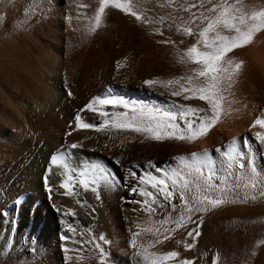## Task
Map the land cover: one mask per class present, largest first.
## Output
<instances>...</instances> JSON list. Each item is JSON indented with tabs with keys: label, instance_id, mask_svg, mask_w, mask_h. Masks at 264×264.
<instances>
[{
	"label": "bare ground",
	"instance_id": "6f19581e",
	"mask_svg": "<svg viewBox=\"0 0 264 264\" xmlns=\"http://www.w3.org/2000/svg\"><path fill=\"white\" fill-rule=\"evenodd\" d=\"M43 1L0 0V258L11 253V259L19 256L26 263L43 259L40 254L23 256L24 251L19 252L25 249L28 231H36L31 224L25 225L27 227L20 225L30 213L32 219L40 223L37 234L48 246L62 247L65 264H110L117 249L134 255L124 257L131 264H153L170 251L179 255L163 264H182L184 260L193 264H249L235 258V244L228 242L230 235H226L229 228L226 225L238 212L223 207L224 202L227 203L225 197L212 196V190L207 191L203 182L198 185L194 177L188 176L190 185L184 195L189 203L185 206L180 201L179 188L175 199L169 202L156 194L150 185L138 184V178L144 173L162 178L147 165L145 159L149 156L165 169L178 168L177 162L169 161L171 155L205 151L212 155L213 146L221 145L223 150L226 144L235 141L238 151L246 159V169L253 173L251 177L262 184L264 166L260 160L263 157H255V165L251 164L255 160L250 159L255 154L264 153V142L251 136L256 128L264 131V123L256 124L255 114L259 111L254 104V107L244 109L243 101L239 100L241 94L238 95L239 86L246 82L264 91L261 36H256L248 48L226 55L225 61L233 62L231 67L242 62L241 69L236 72L240 85L236 86L234 80L230 83L228 74H225L221 92L223 111L207 135L192 142L157 141L148 138L147 134L119 129L116 125L121 121L112 117L108 118L109 124L99 129L77 128L75 116L94 97L108 90L130 101L162 106L160 94L174 85L150 88L144 81L176 80L180 77L178 72L190 76L196 65L186 61L184 53L197 44L199 32L220 12L207 15L208 0H120L131 6L129 13L109 3L97 27L95 17L101 0L83 1L82 10L77 9L75 0H59L61 5L65 3L69 8L62 10V7L61 11L57 8L59 12L53 14L57 26L54 31L45 33L50 45L45 49L34 35L47 27L48 12L41 14L42 17L38 14L42 21L31 20L38 4ZM195 2H200L198 7ZM226 2L222 3L223 7ZM263 2L252 0L260 6ZM243 5L226 7L227 14L237 18L244 16L249 8ZM250 10L246 18L253 14ZM253 10L258 13L255 7ZM131 11L140 15L141 20H136ZM235 22L238 24L239 19ZM245 22L251 23L250 18ZM115 28L130 29L129 36L122 40V32H117L114 38H120L119 46L113 43ZM185 29H190L193 35H187ZM217 30L221 35H236L222 26ZM208 35L211 38L215 32ZM127 41L131 43L127 45ZM200 45L197 44L199 48ZM165 57L168 58L166 63L163 61ZM223 66L231 72L228 64ZM196 84L204 86L205 79L199 77ZM186 105L204 108L211 114L207 103L197 98L187 100ZM105 110L124 111L110 106ZM80 114L85 122L102 123L92 111ZM73 143L77 144L76 149L70 147ZM60 150H66L63 163L51 165V156ZM217 156L227 162L221 152ZM93 165L103 168L111 183H90L88 189L81 186V179H91L88 173ZM130 170L137 176L133 177ZM69 176L76 187L71 194H66L60 185L67 182ZM168 185L171 188V180ZM134 186L137 187L135 193L131 191ZM141 187L155 194L154 203H143L148 198L139 194ZM23 192H28V197L19 198ZM204 195L221 199L222 203L216 207L207 205V211L189 213L188 207H199L198 200ZM257 213L264 214L262 211ZM177 222L185 226L178 228ZM192 229L199 232L198 237L195 233V238L188 236ZM185 245L191 247L186 249ZM0 264L9 262L0 261Z\"/></svg>",
	"mask_w": 264,
	"mask_h": 264
},
{
	"label": "snow or ice",
	"instance_id": "6c2138e0",
	"mask_svg": "<svg viewBox=\"0 0 264 264\" xmlns=\"http://www.w3.org/2000/svg\"><path fill=\"white\" fill-rule=\"evenodd\" d=\"M111 3L112 7L121 10L122 12L129 13L130 5L127 3H122L120 0H101L100 7L96 13V25L97 27L101 24V16L105 12L106 6ZM215 9H212L214 11ZM227 8L220 12V14L215 18L209 20L206 27H204L199 32L200 39L197 44H202L205 50H200L197 44H193L184 53V58L186 61H190L199 68L194 69V76H189L187 78L189 85H193L189 88H185L183 84H180L179 80H167L159 81L149 79L144 81L145 85L152 88L157 85L161 87H169L171 85L180 84V90L172 92L174 96H180L184 93H191V95H184L185 100L192 98H197L201 101H205L210 110V115L206 112L204 108H198L194 106H184L174 103H169L167 107L151 105L147 103H140L135 101L127 100L123 97L115 96L112 94L111 90L106 91L103 95H98L94 97L85 107L79 110L78 114L75 116L77 121V128H97L103 127L110 123L109 117L113 119H119L121 123L117 124L116 127L122 130H132L137 133L147 134L148 138L163 141L166 139H176L181 141H195L196 139L207 135L212 127L215 126L220 118L223 111V100L224 97L220 95L223 91L222 82L224 80L225 74H228V79L230 80L232 75L238 72L242 67L241 63H235L234 67L231 60L225 61L226 55L233 49L238 47H243L251 42L253 34L264 29V11L258 13H253L250 17L251 23H246V17H235L229 16ZM130 14L136 18V20H141V16L135 11H131ZM207 19V18H206ZM239 19L237 24L235 21ZM223 27L229 31L235 32L236 35L226 36L221 35L217 30ZM187 35H193L190 29H185ZM215 32V35L211 38L208 33ZM228 64L231 67V72L229 69L225 68L223 65ZM203 77L205 79V85L199 86L194 84L195 78ZM69 95L71 93L69 92ZM99 106V107H97ZM112 109L123 108V112L112 111L109 112L105 110L107 107ZM92 111L102 119L100 125H93L91 123L82 120L80 112ZM264 121L257 120L256 124H262ZM72 149L77 148V144L73 143L70 146ZM217 152L227 158V169L231 170L234 162L238 159L241 161L240 168L244 167L243 164V153L239 152L235 146V141L232 144H226L223 148L217 149ZM66 155V150H60L57 154H53L50 158V164L53 166H59L63 163L64 157ZM179 161V168L171 167L169 169H161L158 166L151 164L157 172L161 174L162 178H158L152 173H144L138 178V184H148L153 189H155L156 194H159L166 201H173L175 199V192L177 188L180 189V201L185 206H188V200L184 195V190L189 188L190 181L186 178L192 176L199 185L203 182V186L207 191L217 189L218 186L214 182V177L217 174L219 168L220 171L224 170V166L218 165L217 162L210 155L209 151L202 153H192L190 157L178 156L174 158ZM67 168V165L64 164ZM140 167V166H134ZM207 170V174H205ZM255 171V168L252 169ZM130 174L133 177L137 176L135 171L130 170ZM80 175H85V173H80ZM88 175L91 179H81L79 184L85 189H88L90 183H97L103 181L105 184L111 183L109 175L104 172L103 168L97 165H93L90 169ZM227 178V177H226ZM225 178V179H226ZM171 180V188L168 185V181ZM71 176L68 177L67 182H62L61 187L65 189L66 194H71L74 191L76 184ZM182 181V183H180ZM225 181L222 180L221 183ZM132 192L137 191V187L134 186L131 189ZM139 194L147 197L143 203L148 205L149 203H154L156 201V196L153 192L146 191L144 188H140ZM222 203L221 199L211 198L210 195H204L198 200L199 207L192 208L188 207L189 213L191 212H203L207 211V205L216 207ZM175 207V205H173ZM191 219V217H189ZM183 220V216L181 217ZM194 222V221H193ZM185 226L184 224L177 222V227ZM199 224L197 225V228ZM199 236V232L196 229H192L188 232L189 237ZM195 238V237H193ZM133 246H135V241L133 240ZM186 249L190 248L191 245H185ZM179 254L175 251L168 252L165 256H161L158 260L153 261V264H163L164 261H168L171 258H176ZM182 264H193L192 261L184 260Z\"/></svg>",
	"mask_w": 264,
	"mask_h": 264
},
{
	"label": "rangeland",
	"instance_id": "374dc122",
	"mask_svg": "<svg viewBox=\"0 0 264 264\" xmlns=\"http://www.w3.org/2000/svg\"><path fill=\"white\" fill-rule=\"evenodd\" d=\"M83 1H85V0H75V4L77 3L76 7H77L78 10H82L80 8V5L82 4ZM208 2L209 3L206 4V8H205V11H206L207 15H211L213 12H214V14L215 13L218 14V12H221V10L222 9L224 10L226 7L230 8L231 6H233L232 8H237L238 6L243 5V4L244 5L246 4L248 6V8H249L248 10L251 9L250 7H252V9H253V7H255L258 10V12H259L260 8H262L260 11H264V6H263L264 4L262 5V3H260L261 4V6H260L259 3L258 4L257 3H255V4L252 3V0L251 1H248V0H232V1H230V0H222V1H220V0H218V1L217 0H208ZM225 2L227 3L226 7H223L222 3H225ZM247 2H249V3H247ZM57 3H58V5H57ZM228 3H229V5H228ZM40 4H38V6L36 8L37 10L35 9V11H36V15H34L35 18L34 17H33V19L31 18V20H32V22H36V21L38 22L40 20L42 21V19L40 18V17H42L41 14H44V13L48 12V14L46 16L47 21H48L47 27H45L44 29L38 30V32H36L35 35H34L36 37V39L38 38L37 42L40 43L42 46L44 45L45 46L44 48L46 49L50 45L47 43V38L45 36V33L49 32V31H54L56 26H57L56 25L57 23H56V20L54 19V15L53 14L58 13L59 11H61L60 8H62V7H63L62 10H65V9L67 10L69 7H66L65 3H64V5H61L59 0H57V1L56 0H54V1L53 0H44ZM75 4H74V6H75ZM199 4H200V2L199 3L195 2L194 5H195V7H198ZM258 5L260 6L259 9L257 8ZM8 8H10V7H8ZM57 8L59 9V11H57L58 10ZM212 9H215V10L212 11ZM252 9L250 10V14L252 12L254 13V11H255V10L252 11ZM248 10H247L248 14L247 13L246 14L249 16ZM38 14L40 15V17H39ZM214 14H212V15H214ZM246 14L244 13L243 17H245ZM51 16L53 17L54 20L52 19ZM49 17L51 19H49ZM113 32L115 34L113 36V40H114L113 43H114V46H115L117 43L120 44V41L122 39H126L127 36H129L130 29L129 28L128 29L123 28V29L120 30L119 28H115V30L113 29ZM117 32H119V33L122 32L121 33L122 34L121 37L122 36L123 37L121 38V40L118 37L114 38V37L117 36ZM258 35L261 36V40L263 41V45H264V29H260V30L256 31L253 34V36H252L251 42H253L254 38L256 36H258ZM127 42H128L127 45L129 43H131V41L130 42L127 41ZM251 42L248 43L247 45L243 46V47H238V48L233 49L232 52L248 48L250 46V44H252ZM188 43L190 45V41ZM188 43L186 45H188ZM186 45H184V46H186ZM116 46H119V45L117 44ZM200 46H201L200 48H199V46H197V47L201 50L203 45H200ZM181 47H183V45ZM203 50H204V48H202V51ZM166 58L167 57H165L164 60H163V61H165V63L167 62V59H168V58L167 59ZM195 65H194V67H195ZM198 67L199 66L196 65V68H194V69H197ZM178 73H179L178 75L180 77H177V78L180 81V84H183L185 88H189V87L193 86V85H189V83H188V80H187V78L189 77L188 75L182 74L181 72H178ZM234 75H236V76H234ZM234 75L233 76L236 79L232 76L230 80L228 79V81H230V83H232L233 80H234V83L236 84V86H239L240 84H239V82L237 80L238 79L237 74L235 73ZM190 76H194V71H193V73ZM177 78H176V80H177ZM198 78H195L194 84H196V81L198 80ZM180 84H176L171 89H169L170 91L166 90V92L164 91L162 94H160L161 97L163 98L162 99V107H167L169 103H174V104L188 106V105H186L187 100L184 99V95H189L190 93H184V94L180 95L181 97L172 95V92L180 90ZM239 88L240 89H239V94L238 95L241 94L240 97H239V100L241 102L243 101V104H244V105H242V107L245 109L246 107L253 106V104H254V106L259 111V113L256 112L255 117L258 120L264 121V118H263L264 117L263 116L264 115V93H263L264 91H261L258 88L257 89L254 88L253 85H251V84H249L247 82H246V84L244 83L242 86L240 85ZM259 91H261V92H259ZM220 95L222 96L221 93H220ZM261 115H262V117H261ZM256 131H255V133L252 132L251 136H253V138L256 136L255 138L258 141L264 142V131H263V129L261 130V128L260 129L256 128ZM259 131H260V135L258 134ZM227 139H230V138L228 137ZM224 143L226 144L227 142L224 141ZM221 147H222L221 145H218L217 147L213 146L211 148L212 149L211 150V154L213 156V159L217 162L218 165L224 166V170L223 171H220L219 168H218L217 174L214 177L215 178L214 179L215 182H217V184H218V188L212 190V193H213L212 196L215 195L214 197H218V198L220 197V198H223V199L226 198V200H227L226 202L227 203L224 202L223 207H225V209L228 208L229 210H233L235 212H238L237 216L234 217L233 219H230V223H227V225H226L227 228L229 227L228 228V232H227L226 235H227V237L230 235L229 238H228V242L231 243V241H232L235 244V247H236L235 258L240 259V260H242V259L246 260V261L249 262V264H264V214L263 213L262 214H258L257 213V211L264 212V183H263L264 181L260 185L259 183H256V180L254 179V177L253 178L251 177L253 175V173L250 174V172H248V170L246 169V159H245V157L243 158V161H242L243 164H244L243 168H240L239 163H241V161L239 160L238 163L235 164V165L233 164L234 167H232L231 170L228 171V169L226 167L227 162L222 160V159H220L217 156L219 152H217L216 150L218 148L220 149ZM221 150H222V148H221ZM191 154H192V152L190 153V155L189 154L188 155L187 154H185V155H181V154L171 155L169 161L171 163H176L177 162L176 165L179 168V161H175L174 158H176V157H178L180 155L181 156H186L187 155V157H189V156H191ZM214 155H215L216 158H214ZM258 155L263 157V160L261 159L260 161L263 164V165L261 164V166H264V153L255 154V156L250 159L252 161L255 160L253 162L250 161V162H252L251 164L255 165L257 163L256 162V158H257ZM145 161H146L148 166H150V163H151V164H154V165L158 166L161 169H165L164 165H160L158 162L153 161V158H151L150 156L147 157L145 159ZM234 168H236V169L238 168V169L235 170ZM238 170H239V172H237ZM222 180H224L225 182L221 183ZM220 190H221V192H220ZM222 195H223V197H222ZM20 196L21 197H28V192H23V195H19V198H20ZM19 213L20 212H18L17 214H19ZM238 214H239L240 217L238 216ZM30 224L33 225V228H36V231L34 229L33 230L31 229V231H28V233L26 234V242L24 244L25 249L23 248L22 251L19 250V252H20V254H22V252L24 251L23 254H22L23 256H27L26 254H28V256H34L35 253L36 254H40L42 257L44 256L43 259L41 261L39 260L38 262L37 261H35V262L34 261H28V263H26L27 261H24V260L20 259L19 256L16 257L18 260L16 258L15 259L14 258L11 259V257H10L11 253H8L2 259L0 258V261L6 262V260H7L9 262V264H29V263L30 264H35V263L36 264H40V263L41 264H62V262H63V264H65V260H64L65 258H64V256H62V255H64L63 252H62V247L58 246V245H56V246H53V245L48 246V244L45 242L44 238L40 237L37 234V230L41 229L40 223L34 221L32 219V217H31L30 213H28V215L25 217V222L24 223L22 222L20 225L22 227H27ZM25 225H27V226H25ZM229 233H231V234H229ZM48 247H49V249H48ZM118 250L119 249H117L115 251V256H113V261L110 264H112V263L113 264H131V262L125 260L124 257L127 256L129 258H132L134 255L131 254V252L128 253V251L124 252V251H122L120 249L119 252H118ZM123 252H124L125 255L123 254ZM9 260L11 261V263H10ZM21 260H22V262L24 261V263H22Z\"/></svg>",
	"mask_w": 264,
	"mask_h": 264
}]
</instances>
